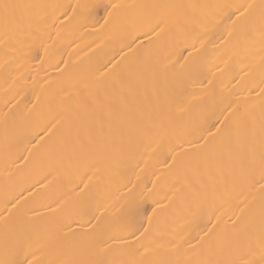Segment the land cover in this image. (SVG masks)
Returning <instances> with one entry per match:
<instances>
[{
    "label": "snow or ice",
    "instance_id": "obj_1",
    "mask_svg": "<svg viewBox=\"0 0 264 264\" xmlns=\"http://www.w3.org/2000/svg\"><path fill=\"white\" fill-rule=\"evenodd\" d=\"M81 13L85 20H103L100 28L119 43L101 65L105 71L61 83L39 112L35 105L5 112L0 146L12 163L28 152L24 165L43 191L73 174L81 176L80 182L89 171L100 180L110 178L119 163L167 143L172 157L168 201L179 202L187 231H174L161 242L151 236L153 218L163 210L155 199L151 212L145 206L152 189L108 217V206L95 214L84 199L87 185L76 191L79 183L67 189L66 198L61 191L49 200L44 205L48 218L42 220L27 206L32 196L24 192L34 187L30 184L6 193L0 209V264H264V87L249 103L193 86L199 74V30L221 24L224 55L250 59L241 71L258 72L264 85V0L230 5L97 0L73 6L74 16ZM59 15L68 19L65 6L0 0L6 63L31 57L36 41ZM141 35L149 45L155 40L160 46H137ZM178 43L183 51L193 49L183 60V51L171 58L169 49ZM197 91L201 94L194 95ZM184 144L190 148L184 150ZM144 215L148 226L135 224ZM77 223L88 227L77 231L72 228Z\"/></svg>",
    "mask_w": 264,
    "mask_h": 264
},
{
    "label": "bare ground",
    "instance_id": "obj_2",
    "mask_svg": "<svg viewBox=\"0 0 264 264\" xmlns=\"http://www.w3.org/2000/svg\"><path fill=\"white\" fill-rule=\"evenodd\" d=\"M39 2L65 6L68 19H65L64 15H59L58 19L50 21L53 26L46 28L43 36L36 41L39 46L33 49L31 57H23L6 63L9 61V57L5 56L4 50L0 48V122H2L4 113L10 109L12 111L27 110L35 105L39 112L47 98L57 90L61 83L99 76L105 71L101 65L105 64L113 55L114 50L119 47V43L111 39L107 31L100 28L103 20H100V24H98L94 22L98 18L96 16L85 20L82 13L73 15V6L96 3L97 0H39ZM103 2L151 3L157 2V0H103ZM170 2L230 5L258 3L259 0H170ZM223 11L226 12L227 9ZM219 15L220 13H218L217 19H219ZM223 29L224 24L218 28L207 25L206 29L199 30L202 34L196 44L200 53L195 57L199 74L193 86L197 89H208L214 92L218 98L222 97L225 100L242 102L248 99L249 103L255 102L258 99L257 93L260 92L261 87H264L259 83V73L254 72L251 75H246L248 71L246 68L241 71L244 64L250 63V59L237 58L236 56L230 59L228 55H224V47L221 45ZM224 35L226 36L227 33L224 32ZM149 36H151L150 33ZM160 43V41L154 40L149 45L148 37L141 35L137 46L155 49L160 46ZM124 51L127 53L128 50ZM169 51L171 58L175 59L183 51V44L178 43ZM192 51L191 48L183 51L180 59L183 60ZM119 58V54H117V59ZM255 59H259V54ZM200 94L199 91L194 93V95ZM0 127H2V123H0ZM29 147L31 146L29 145ZM182 147L184 150L190 148L188 144H184ZM153 148L145 149L143 154L138 155L136 159H126L119 163L116 174H109L110 178L100 180L89 171L82 177L83 182H80L81 176L73 174L70 178L65 176L59 183L41 191V185L34 184L37 177L30 167L24 165L23 156H27L28 152H24L21 159L12 163L0 146V209L4 207L6 193L19 192L31 184L34 187L24 192L25 197L32 196L27 206L34 207L37 214L41 215L42 220H46L50 210L44 205L61 191L65 193L64 198H66L69 195L67 189L79 183V188L76 191L85 189L87 185L84 199L90 201L92 208L95 209V214L101 215V210L108 206L106 215L110 217L127 200L139 199L149 194L148 190L152 189L150 199L145 206L151 212V208L155 207L151 204V200L155 199L163 210L153 218L151 236L158 237L157 242H161L174 231L183 234V231H187L185 225L188 218L183 214L178 201L172 205H169L168 201V197L172 195L169 190L170 175L167 172L168 163L172 158L169 154V146L165 143L159 148L153 145ZM179 150L175 149V151ZM9 174H11V179L6 180V176ZM89 177L92 178L89 179ZM69 179L71 183H69ZM130 189H133L131 196L128 195ZM70 195L74 196L75 193ZM97 202L100 204L99 208H95ZM52 207L54 208L56 205L53 204ZM71 207L70 204L68 208ZM226 207L227 204H225ZM212 218L215 219V216ZM141 222L145 227L148 226L147 215L135 218V224L138 225ZM87 227V224L72 225L73 229L80 232L86 230ZM143 230L141 228V231ZM127 239L132 241L133 237L129 236Z\"/></svg>",
    "mask_w": 264,
    "mask_h": 264
}]
</instances>
